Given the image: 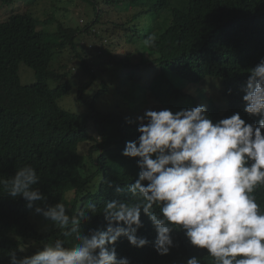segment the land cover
I'll return each instance as SVG.
<instances>
[{
	"label": "trees",
	"instance_id": "1",
	"mask_svg": "<svg viewBox=\"0 0 264 264\" xmlns=\"http://www.w3.org/2000/svg\"><path fill=\"white\" fill-rule=\"evenodd\" d=\"M1 1L28 8L0 22V178L31 165L40 176L35 187L47 203L64 202L69 215L88 202L100 209L106 200L130 198L116 189L138 179L140 169L137 158L122 153L126 142L138 139L136 118L146 110L175 113L204 106L213 122L234 113L249 124L264 118L248 114L242 99L247 70L264 59V0H83L94 13L85 29L57 23L48 11L41 19L39 3L54 9L62 0ZM50 23L56 24L54 32L44 29ZM83 30L102 42V54L91 59L94 63L82 60L80 69L90 78L78 89L85 111L76 113L61 106L73 93V73L54 63L69 50L79 59ZM153 33L155 45L146 47L143 41ZM50 37L57 40L47 42ZM104 56L112 60L107 66ZM22 64L35 72V83L23 85ZM155 78L166 87L163 98L156 94ZM208 79H221L222 85L205 83ZM255 195L264 208V188ZM141 220L137 236L148 245L137 248L121 237L114 246L118 258L131 264H186L195 256L211 264L206 250L193 247L183 231L173 232L176 246L170 254L159 255L152 222L143 213ZM47 223L22 198L0 191V264H9L8 251L19 247L25 248L19 255H33L57 238L70 246L59 230H46ZM101 227H106L102 214L81 225L85 233Z\"/></svg>",
	"mask_w": 264,
	"mask_h": 264
},
{
	"label": "clouds",
	"instance_id": "2",
	"mask_svg": "<svg viewBox=\"0 0 264 264\" xmlns=\"http://www.w3.org/2000/svg\"><path fill=\"white\" fill-rule=\"evenodd\" d=\"M155 42L153 33L143 44ZM247 72L245 111L264 116V59ZM136 120L139 137L126 142L122 154L138 159L139 178L116 189L129 199L106 200L100 209L88 202L69 215L64 202L47 203L35 187L40 176L31 165L0 178V191L22 198L48 222L46 230H59L71 241L66 246L57 238L33 255H19L24 247L10 250L9 264H131L118 258L114 246L121 237L137 248L148 245L137 236L142 213L156 230L154 248L161 256L176 246L173 232L183 231L193 247L206 250L211 264H264V208L255 195L264 188V118L249 124L234 113L213 122L204 106H194L175 113L146 110ZM98 214L106 227L85 233L81 225ZM186 264L201 260L193 256Z\"/></svg>",
	"mask_w": 264,
	"mask_h": 264
},
{
	"label": "rangeland",
	"instance_id": "3",
	"mask_svg": "<svg viewBox=\"0 0 264 264\" xmlns=\"http://www.w3.org/2000/svg\"><path fill=\"white\" fill-rule=\"evenodd\" d=\"M24 3H27L28 5L31 4L32 0H22ZM56 1V0H50L49 3ZM60 5V6H58ZM91 4H86L83 2V0H62V2L57 3V7H54V9H51L52 7L50 5H47L46 3H39L38 9H39V16L42 20L46 19V12L48 11L49 14L55 17V20L57 23H62L66 27L71 28H80L85 29L87 26L90 25L92 19L94 18V13L92 11ZM47 7L50 9L48 10ZM28 8L25 4H9V5H3V2L0 0V22H4L7 20V18L12 14L16 12H22L25 11ZM44 29L49 30L50 32H54L56 29L55 23H50ZM85 33V34H84ZM78 41L82 48L78 50L79 53V59L74 58V52L71 50L64 52L62 55L59 56L58 60L54 63V66L63 72V68H67V70H71L73 74L69 76V81L73 84V93L71 96L65 98L61 101V106L72 112H81L83 111L84 107H82L79 102V87L82 81H87L88 78H90L88 75H85L84 72L80 69V65L82 64V60H88L89 63H94L91 59H96V54H102V52L99 50L102 42L97 40L93 34L84 32L83 34L79 35ZM56 38H47V42H55ZM115 43V40L114 42ZM103 47V46H102ZM115 46L113 45L110 49L114 51ZM104 50L106 47L103 48ZM116 53V51H114ZM97 54V55H98ZM119 55H123L122 50L119 51ZM91 60V61H90ZM105 66L112 60H110L109 57L104 56V58L101 60ZM20 77L23 85H31L36 82L35 72L22 64L20 66ZM218 83L222 85L221 79H208L205 83ZM154 86L157 87L156 94L163 98L164 95H166V87L163 86L158 78H155L153 80ZM96 88L98 90V86L96 85L93 87V89ZM215 90H213L214 92ZM220 91V88H219ZM209 94V92H208ZM214 95H218L213 93ZM210 95V94H209ZM93 96V92L89 93L88 97L91 100ZM85 111V109H84Z\"/></svg>",
	"mask_w": 264,
	"mask_h": 264
}]
</instances>
